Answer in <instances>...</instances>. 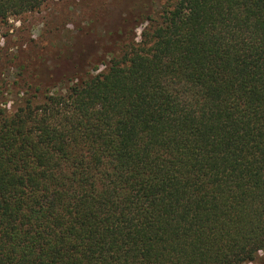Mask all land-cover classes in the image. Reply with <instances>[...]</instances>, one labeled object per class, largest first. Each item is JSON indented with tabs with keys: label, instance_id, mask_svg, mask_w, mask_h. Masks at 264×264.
<instances>
[{
	"label": "trees",
	"instance_id": "obj_1",
	"mask_svg": "<svg viewBox=\"0 0 264 264\" xmlns=\"http://www.w3.org/2000/svg\"><path fill=\"white\" fill-rule=\"evenodd\" d=\"M46 1L0 0V24ZM143 21L102 70L34 65L0 106V264L264 255V0Z\"/></svg>",
	"mask_w": 264,
	"mask_h": 264
},
{
	"label": "rangeland",
	"instance_id": "obj_2",
	"mask_svg": "<svg viewBox=\"0 0 264 264\" xmlns=\"http://www.w3.org/2000/svg\"><path fill=\"white\" fill-rule=\"evenodd\" d=\"M163 0H48L0 24V106L10 107L31 67L56 65L53 78L96 73ZM95 70H92V66ZM23 66L25 69H19ZM18 71V72H17ZM264 264L263 253L252 262Z\"/></svg>",
	"mask_w": 264,
	"mask_h": 264
}]
</instances>
